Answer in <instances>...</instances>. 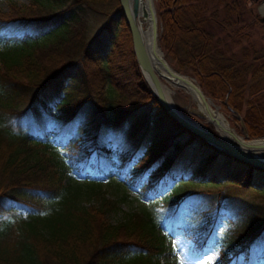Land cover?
<instances>
[{
  "label": "trees",
  "instance_id": "1",
  "mask_svg": "<svg viewBox=\"0 0 264 264\" xmlns=\"http://www.w3.org/2000/svg\"><path fill=\"white\" fill-rule=\"evenodd\" d=\"M31 2L0 11V118L32 110L37 127L10 137L0 124V214H11L0 228V264H164L162 226L181 230L201 252L218 249L224 264H264V170L221 153L168 115L141 71L120 0ZM215 4L159 0L161 45L167 59L200 71L207 91L239 111L246 90L264 96V48L241 45L249 27L237 21L240 0ZM100 5L111 10L107 23L88 39L83 8ZM35 31L52 37L11 43ZM247 106L249 137L264 136V108L250 100ZM140 113L141 122H133ZM116 120L133 122L131 131L114 127ZM151 125L165 136L160 143L147 141ZM55 138L82 179L68 181ZM102 178L138 189L157 214L113 223L108 214L118 203L105 195ZM247 190L261 201L238 196ZM157 195L162 205L152 201ZM84 196H101V207L81 206Z\"/></svg>",
  "mask_w": 264,
  "mask_h": 264
},
{
  "label": "rangeland",
  "instance_id": "2",
  "mask_svg": "<svg viewBox=\"0 0 264 264\" xmlns=\"http://www.w3.org/2000/svg\"><path fill=\"white\" fill-rule=\"evenodd\" d=\"M204 3L215 6L216 0H203ZM32 2L31 0H0V11L4 13H10L11 8L13 5H17L19 7L30 5ZM264 5V1H260L259 3L255 4L253 6V13H250L249 11V0H240V12H241V22L240 27L246 26L249 27L248 33V39L245 41H242L241 45L246 46L247 44L254 45L255 49L264 48V27L259 25L257 17L264 16L262 12V7ZM156 9L158 11V19H159V0H156L155 2ZM84 16H85V22L87 26L86 30V37L88 39H91L93 36L98 34L104 27V25L107 23L108 16L106 14V11H111L109 7L106 6H85L84 8ZM211 10V9H210ZM223 14V13H222ZM223 16V15H222ZM221 20V19H220ZM159 21V33L160 37L162 35V25ZM214 23V28L216 30L217 34H224L221 31L218 30V27ZM37 33H29V34H21L18 36L17 39H13L11 43L14 45L26 44L23 42V38L26 35H29L27 37H30L28 45H33L36 39L38 38L39 41H46L48 38H51V34H42L38 31H35ZM161 45V40H160ZM162 50L164 51L166 58L167 53L163 49L161 45ZM240 46L235 48V51H239ZM4 51V47L0 44V53ZM169 64L177 71L180 72L183 75L189 76L196 80V83L202 88V90L205 92V94L210 97L214 101V106L216 109H218L227 119L229 124L233 129L237 131L238 134H240L242 137L245 138V140L253 141V140H263L264 136L258 137V138H250L248 135V132L246 130V126L244 124V117L246 115V111L248 109L247 102L250 100L253 101L254 104L260 105L264 108V96H258L254 95V97H251L249 95L248 90H246L244 95V102L242 103V106L240 110L238 111L234 107H232L229 104L228 98L223 99H215L206 89L205 80L207 77L203 75L200 71H196L193 67L180 69L178 64L175 62L167 59ZM167 82L166 80H164ZM76 80H70L68 81L67 85L71 87V90L75 86ZM168 84V83H166ZM205 85V86H204ZM261 89V90H259ZM258 92H264V83L259 87ZM71 92L69 91L66 96H68ZM178 93L181 96V99L179 101V106L182 108L187 114L192 116L193 118L201 121L206 122V119L201 115L200 109L198 105L191 99V95H189L186 91L182 89H178ZM253 98V99H252ZM27 105H25V108H21V110L29 108ZM33 115L34 112L30 110V112L26 113L21 118H0V124L1 127L4 128L5 133L10 136H18L23 133H28L29 131L34 130V121H33ZM46 115V114H45ZM142 113L136 115V118L133 119V122H141ZM47 118L44 120V122L47 124L50 129H52L54 125V120H52L48 115H46ZM133 122H128L126 124H120L118 120L114 122V127H122L125 131L128 133L131 131V125ZM264 124V123H263ZM44 123L40 124V126H43ZM212 125V124H208ZM213 126V125H212ZM214 127V126H213ZM37 128V127H35ZM215 128V127H214ZM38 130V129H37ZM35 130V134L42 135V132ZM264 130V129H263ZM216 132V129H215ZM217 133V132H216ZM246 133L248 137H246ZM165 137L161 135L158 132V129L155 125H151L149 129L148 134V142L150 143H160L162 141V138ZM180 141V140H179ZM184 143V142H183ZM54 154L57 156L61 164L68 168L67 176L68 181L70 178L75 177L76 179L80 180L82 179L81 176H79L75 170V167L72 164V157L69 151L67 150V147L65 146V143L61 142L57 138L54 139ZM196 147V145L191 148ZM191 149H189L190 151ZM171 152H174V148H171ZM102 180L105 182L104 186V192L105 195L116 201L118 203V206L115 210L112 212H109L108 218L113 223H119L123 222L128 217H130L134 213L138 212H149L152 214H157L158 208L154 206L149 200V198L145 195H141L139 193L138 189H135L131 186H128L127 188L119 187L115 182L107 183L106 178H102ZM122 180V179H120ZM124 184H127L126 180H123ZM84 184V183H82ZM205 189V187H198V190ZM238 196L241 198L252 201V202H260L261 198H258V194L254 190H247V191H237ZM101 196H84L82 197L79 202L81 206L92 208V207H101ZM154 202L157 204L162 205L161 197L157 195L153 198ZM11 214L5 213L0 214V228L5 226L7 221L10 219ZM162 230L167 233L168 236V242H169V250L164 255L161 256V260L164 264H224V261L221 257L220 251L216 248H208L205 251L201 252L197 249L196 243L194 240L188 238L185 236V234L177 229L172 228L171 230H167L165 226H162Z\"/></svg>",
  "mask_w": 264,
  "mask_h": 264
},
{
  "label": "water",
  "instance_id": "3",
  "mask_svg": "<svg viewBox=\"0 0 264 264\" xmlns=\"http://www.w3.org/2000/svg\"><path fill=\"white\" fill-rule=\"evenodd\" d=\"M253 1H258V0H253ZM136 2L137 0H134V6L133 8H131L125 0H120V4L125 14L126 21L131 30L133 44H134V51L137 61L149 85L151 93L155 97V99L161 104V106L165 109L168 115L184 129L188 130L198 138L204 140L205 142H207L209 145H211L221 153L229 157L235 158L247 165L256 167L260 170H264L263 156L257 155L255 153H252L248 150L241 148L240 143H229L221 136V134L218 131L217 125L214 122L212 121L201 122L193 118L189 114H187L182 108H177L171 103H169V101L164 97L162 92V78L159 72L155 69L153 60L149 53V49L146 43L144 42L137 26ZM150 11H151L152 24H153V42L154 45H157V41L159 38L157 23L159 22L158 21L159 19H158V11L156 9V6L153 4V2L150 3ZM260 20L263 22L264 16H261ZM163 54L166 59L165 61L166 69L170 73L178 75V77L181 78L183 81H185L187 84H190L193 87H195L199 95L203 99H205L206 94L197 83L195 84L196 80H194L189 76L183 75L180 72H177L169 64L164 51ZM208 124H212L215 127L217 135L213 133V131L209 128ZM246 137H248L247 133H246Z\"/></svg>",
  "mask_w": 264,
  "mask_h": 264
},
{
  "label": "bare ground",
  "instance_id": "4",
  "mask_svg": "<svg viewBox=\"0 0 264 264\" xmlns=\"http://www.w3.org/2000/svg\"><path fill=\"white\" fill-rule=\"evenodd\" d=\"M125 1L131 8H133L134 0ZM151 2L155 5L156 0H137V26L149 49L155 69L159 72L162 78V92L164 97L169 101V103L177 108H180L179 101L181 96L178 93V89L186 91L189 95H191V99L198 105L201 115L206 119V122H214L217 125L219 133L226 141L229 143H240L241 148L264 157V140L259 139L247 142L244 137L238 134L237 131L231 127L226 117L218 109L213 107L214 101L210 97L205 95V99H203L195 87L187 84L179 78L178 75L172 74L166 69V59L163 54L159 38L157 45H154L153 42V24L150 11ZM262 12L264 14V5L262 7ZM157 24L158 35L160 37L159 22Z\"/></svg>",
  "mask_w": 264,
  "mask_h": 264
},
{
  "label": "flooded vegetation",
  "instance_id": "5",
  "mask_svg": "<svg viewBox=\"0 0 264 264\" xmlns=\"http://www.w3.org/2000/svg\"><path fill=\"white\" fill-rule=\"evenodd\" d=\"M260 1H262V0H258V1L249 0V11H250V13H253V6H254L255 4L259 3ZM257 16H258V15H256V19L258 20L259 25H261V26L264 27V21L262 22V21L260 20V17H257ZM238 21H240L239 18H238ZM217 23H219V22H217Z\"/></svg>",
  "mask_w": 264,
  "mask_h": 264
}]
</instances>
